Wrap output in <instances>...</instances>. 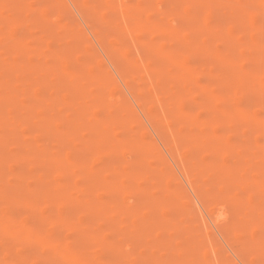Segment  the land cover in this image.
<instances>
[{"label": "bare ground", "instance_id": "bare-ground-1", "mask_svg": "<svg viewBox=\"0 0 264 264\" xmlns=\"http://www.w3.org/2000/svg\"><path fill=\"white\" fill-rule=\"evenodd\" d=\"M70 1L87 28L67 18L65 0H0V264L6 254L16 264H130L128 248L137 264H212L203 232L185 223L181 192L166 182L171 164L153 154L133 104L110 88L115 74L156 136L171 140L201 214L245 264H264V184L253 171L264 165V110L248 96H264V0ZM210 8L223 19L207 21L201 11ZM109 16L118 21L105 24ZM129 35L134 53L111 41ZM19 64L32 71L5 70ZM102 143L109 154L97 158ZM169 198L175 214L149 210ZM210 243L216 264H229Z\"/></svg>", "mask_w": 264, "mask_h": 264}, {"label": "rangeland", "instance_id": "rangeland-1", "mask_svg": "<svg viewBox=\"0 0 264 264\" xmlns=\"http://www.w3.org/2000/svg\"><path fill=\"white\" fill-rule=\"evenodd\" d=\"M65 1L67 3H66L64 13L67 16V18H69L70 20H72L75 23L79 22V23L83 24L85 26V28H87V26L84 24V21L82 20V18L80 16L78 10L75 8V6L72 4V2L70 0H65ZM203 1L206 3L205 5H209V6H211V3H213L212 0H203ZM223 2L225 4H227L225 0L221 1V4ZM244 3H241V7H248L249 6V2H244ZM119 5H121V1L120 0H114L109 6L111 8H117V7H119ZM4 6L8 7L9 5H7V3H6V4H4ZM185 12H186V10L185 11L180 10L177 12V15H184ZM201 13L207 21L211 20L214 16H217L221 19H223V16H224L223 13H221V12L216 13V11L214 9H211V8L208 10L207 9L202 10ZM31 19L33 21H40L41 15L33 14L31 16ZM47 20L49 22H51V21L53 22L52 18L47 19ZM110 20L115 21V22L118 21V19L116 17H110L109 16V17H107V20L104 18V23L109 24ZM22 28L23 29H25V28H32L33 29V24L28 23L27 26H23ZM97 29L98 30H101V29L105 30V26L100 25V26H98ZM188 34H189L188 36L195 38L199 34V30L197 29L195 31H191ZM82 35L91 44V51H92L93 55L99 59L105 58L106 55H105L103 47L100 46L95 41V39L93 38L91 33H88V31H87V33L82 31ZM111 41L114 44H118L120 46L126 44L129 52H131V53H134L136 51L135 46L132 44L133 40L130 37V35L126 36V37H122V38L112 36ZM200 56H203V53L200 50H198L192 56L193 57L192 60H195L196 58H199ZM195 65H196L197 69L202 68V66H200L198 64H195ZM137 66H139V67L141 66V68H142V67H144V64L138 63ZM109 67L111 68L110 65H109ZM167 67L172 71V73H174V71L177 69V66L175 64H168ZM5 70L10 71L14 75L15 74H21L22 71H32L29 67H26V65H23V64H19L16 66H12V65L8 66V67H6ZM111 70H113V69H111ZM115 77L118 78V81H116L117 79L116 80L113 79V84L111 85L110 88L113 90L119 91L125 102H129L131 105L133 104L135 110H133L131 112V116L136 117L138 119L140 129L142 131L146 132L147 136L151 139L152 144L154 145V149L152 148L153 154H156L157 157L161 161H163L164 163L171 164V168H172L171 172L173 174V177H171L170 179H167L166 182H168L171 185L172 184L176 185V187L181 192L182 199H181L180 203L182 204V209H184L187 212V217H185V223L187 225H192V224L197 225L199 227V230L203 232V237H204L205 241L207 242V247H208V250L210 252L209 259H210V261H212V264H216V262L214 260L213 254H212V246L210 243L211 239L216 243V245H218L220 247L222 255L229 261V264H245L243 262L242 258L231 250L228 242L218 232L217 221L214 219V217L208 213L207 214L202 213L203 214L202 215L201 212L199 211L198 207L200 206V204L197 202V200L194 196L193 190L188 186L187 179H186L185 175L179 171V169L176 167V165L172 159L173 155H172L171 150L169 148V144L171 145V143H172L171 140L167 139V140L162 141L156 136L154 129H153L152 125L150 124V121L145 116H143V114L138 110L137 105H136L133 97H131L132 95L129 93V91H127L126 89H123V87H120L121 81L119 80L120 78L118 77V75L115 74ZM197 78H198V80L203 81V74L198 73ZM60 84H64V82L61 81ZM176 84L177 83L174 82L173 85H176ZM18 85L19 84L17 82H11L9 84V86L13 87V88H16ZM248 96L255 103L253 110L255 112H258V113L262 112L264 110V105H263L264 96L262 94H259V93H250ZM154 107L157 109H160V105L158 103H155ZM251 129L255 130L254 128H251ZM167 132H168V130H167ZM102 144L104 147L107 146L106 143H102ZM232 151H234V150H232ZM130 152H133V150H130ZM178 152L183 154V151L181 150V148L178 149ZM238 152H240V151H238V149L235 148V154H238ZM107 154H109V151L106 147L105 149L102 148V151H100V153L97 152L96 156H97V158H103ZM124 154L126 155V154H128V152H125ZM146 154H149V153H146ZM241 154L242 155L244 154L245 156H247V154L245 152H242ZM257 155L262 157V155L259 153ZM126 158H127V160H129L131 158V155L127 156ZM129 168H130V166L128 164H124V165L117 166L116 170L126 171V170H129ZM253 171L262 175L261 181L264 184V165H262V164L258 165L257 167L254 168ZM122 200H123V202H127L125 197H123ZM171 200L172 199L169 198V199H165L164 201H162L158 205H155V206L150 205L149 210L153 211L155 209L162 208L164 210H169L172 212L170 202H169ZM251 200L256 201L257 197L253 196L251 198ZM89 201H90V199H89ZM91 201H92V199H91ZM245 203H246L245 199H243L242 197H237L236 208L241 209V208L245 207L246 206ZM85 205H86V202L83 203V206H85ZM229 208H230V206H229ZM172 213L175 214V212H172ZM57 226H58V223L54 222L51 224H47L46 229L48 231H52ZM2 241L7 245V247H9L11 249H21L22 250L24 248V245H20L19 242H17L15 239H3ZM125 251H127V253H128V261L130 262V264H137L135 259H134V251L130 248L126 249ZM4 259L7 262H9V264H16V258H14L11 254H6L4 256ZM42 261H45V259L38 257L34 261V263L35 264H43ZM157 261H160V259L157 258Z\"/></svg>", "mask_w": 264, "mask_h": 264}]
</instances>
